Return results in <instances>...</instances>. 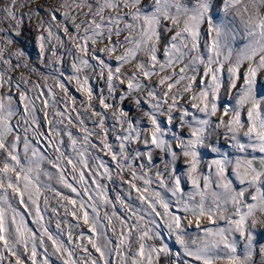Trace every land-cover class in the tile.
<instances>
[{"label":"snow or ice","instance_id":"1","mask_svg":"<svg viewBox=\"0 0 264 264\" xmlns=\"http://www.w3.org/2000/svg\"><path fill=\"white\" fill-rule=\"evenodd\" d=\"M25 18L47 74L9 50ZM5 21L0 264H264V0H7Z\"/></svg>","mask_w":264,"mask_h":264},{"label":"rangeland","instance_id":"2","mask_svg":"<svg viewBox=\"0 0 264 264\" xmlns=\"http://www.w3.org/2000/svg\"><path fill=\"white\" fill-rule=\"evenodd\" d=\"M6 2L7 0H0V7H2L3 4ZM57 3H58V0H31V7L33 11H35L37 7H42V9L46 11L49 5L55 6V4ZM20 11L26 13L28 9L24 8V9H20ZM4 28H8V24L6 21L3 23H0V29H4ZM11 34L13 36V39L16 41V43L10 46L9 50L14 51L17 47L24 49L25 52L28 54V57H29L28 62H29L30 67L32 65H35L36 67L39 68L40 72L47 74L49 70L41 66L39 57H38V49H37L36 42H35V37L37 35L35 25L29 24L27 22V18H25V23L22 26L21 34L19 36H16L14 33H11ZM13 62L15 63V60ZM20 72H24L26 76L30 75L28 70L18 69L17 72L12 74L13 78L17 79L19 77ZM38 78H39V73L31 74L32 80L35 81V80H38ZM49 83H52V81L49 80ZM72 88H70V90L73 91V94L77 95L78 101L82 99V97L80 98L79 94L74 93V86ZM130 102L131 101H126L124 104L128 106ZM131 106H132L131 115H134V116L138 115V113L136 112L135 108L132 105V102L130 103L129 107Z\"/></svg>","mask_w":264,"mask_h":264},{"label":"crops","instance_id":"3","mask_svg":"<svg viewBox=\"0 0 264 264\" xmlns=\"http://www.w3.org/2000/svg\"><path fill=\"white\" fill-rule=\"evenodd\" d=\"M131 103V102H130ZM130 103H129V105H130ZM129 105L127 106L126 104H124V107L126 108V110H128L129 112H130V114H131V109H132V106L131 107H129Z\"/></svg>","mask_w":264,"mask_h":264},{"label":"bare ground","instance_id":"4","mask_svg":"<svg viewBox=\"0 0 264 264\" xmlns=\"http://www.w3.org/2000/svg\"><path fill=\"white\" fill-rule=\"evenodd\" d=\"M73 89V88H72ZM81 98V97H80Z\"/></svg>","mask_w":264,"mask_h":264}]
</instances>
